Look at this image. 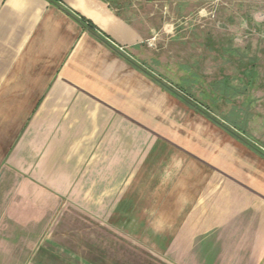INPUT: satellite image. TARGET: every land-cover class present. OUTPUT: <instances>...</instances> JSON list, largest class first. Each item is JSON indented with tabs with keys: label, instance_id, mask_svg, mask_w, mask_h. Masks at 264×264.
I'll return each instance as SVG.
<instances>
[{
	"label": "crops",
	"instance_id": "1",
	"mask_svg": "<svg viewBox=\"0 0 264 264\" xmlns=\"http://www.w3.org/2000/svg\"><path fill=\"white\" fill-rule=\"evenodd\" d=\"M155 30L0 0V264H264V130Z\"/></svg>",
	"mask_w": 264,
	"mask_h": 264
},
{
	"label": "rangeland",
	"instance_id": "2",
	"mask_svg": "<svg viewBox=\"0 0 264 264\" xmlns=\"http://www.w3.org/2000/svg\"><path fill=\"white\" fill-rule=\"evenodd\" d=\"M105 1L146 32L154 27L164 37L150 34L157 56L176 53L174 61L201 71L203 84L225 77L240 90L232 97L234 105L245 108L254 127L264 130V0ZM167 24L170 34L163 30ZM174 34L187 39L179 49L167 39ZM258 148L264 154V144Z\"/></svg>",
	"mask_w": 264,
	"mask_h": 264
},
{
	"label": "trees",
	"instance_id": "3",
	"mask_svg": "<svg viewBox=\"0 0 264 264\" xmlns=\"http://www.w3.org/2000/svg\"><path fill=\"white\" fill-rule=\"evenodd\" d=\"M51 1L58 4V0H51ZM107 1H109V0H107Z\"/></svg>",
	"mask_w": 264,
	"mask_h": 264
},
{
	"label": "built area",
	"instance_id": "4",
	"mask_svg": "<svg viewBox=\"0 0 264 264\" xmlns=\"http://www.w3.org/2000/svg\"><path fill=\"white\" fill-rule=\"evenodd\" d=\"M263 151H264V148H263Z\"/></svg>",
	"mask_w": 264,
	"mask_h": 264
}]
</instances>
